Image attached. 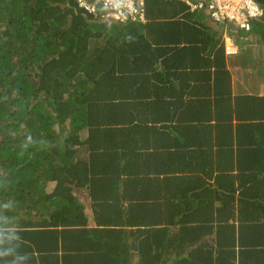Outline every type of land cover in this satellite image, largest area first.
<instances>
[{
    "label": "trees",
    "instance_id": "obj_1",
    "mask_svg": "<svg viewBox=\"0 0 264 264\" xmlns=\"http://www.w3.org/2000/svg\"><path fill=\"white\" fill-rule=\"evenodd\" d=\"M254 1L263 16L252 22L250 33L263 45L264 0ZM146 4V22L119 25L95 19L74 0H0V264L118 263L114 236L103 242L104 232L88 227L74 193L77 188L89 190L80 179L82 165H89L78 153L80 133L123 129L115 112L134 98H146L147 91L140 88L163 76L159 69L169 62L170 52L188 51L193 65V55L201 53L197 40L203 41V28L208 27L203 22L211 19L178 0ZM218 25L227 27L232 37L240 32L232 25ZM218 33L212 31L211 36ZM241 100L240 113L250 106L261 108L255 119H240L238 113L240 123L235 126L240 134L261 136L248 147L250 158L262 167L240 177L251 184L243 190L253 201L264 199V100ZM97 111L102 120L96 118ZM224 111L219 107V116ZM102 153V163L113 160L109 147H102ZM51 180L56 187L48 195ZM102 180L106 185L88 191L91 205L102 213V227H119L121 218L107 212L123 209L131 218L139 214V227L152 225L145 214L150 204H124L107 170L102 169ZM262 234L251 231L248 244L247 236L242 238L257 261L264 252ZM154 238L156 244L162 239L157 233ZM153 257L160 262L161 252Z\"/></svg>",
    "mask_w": 264,
    "mask_h": 264
},
{
    "label": "crops",
    "instance_id": "obj_2",
    "mask_svg": "<svg viewBox=\"0 0 264 264\" xmlns=\"http://www.w3.org/2000/svg\"><path fill=\"white\" fill-rule=\"evenodd\" d=\"M203 23L208 27H201V53L193 55L197 61H188L193 58L188 51L170 52L169 62L159 69L163 76L140 88L147 91L146 98H134L115 112L123 129L80 133L78 153L89 160L80 179L89 190L77 188L74 193L88 227L102 230L103 242L114 236L117 264H264V252L257 261L250 245L242 244L245 235L248 244L249 233L259 229L264 249V199H248L243 188L251 184L240 178L262 167L250 158L248 147L261 136L235 130L240 119L260 114L257 106L242 113L238 106L241 98L264 100V43L243 31L229 36L227 27L211 19ZM212 31L219 33L211 36ZM228 47L237 53L227 54ZM221 106L225 111L219 116ZM238 113L243 117L238 119ZM95 116L102 120V112ZM200 126L204 129L198 130ZM102 147L112 150L113 160L102 163ZM102 169L113 176V188L124 204H150L145 214L152 225L139 227V214L131 218L123 209L107 212L121 218L119 227H102V213L91 205L88 192L106 185ZM55 187L56 182L49 181L47 194ZM156 233L162 237L157 244ZM156 252H161L160 262L153 259Z\"/></svg>",
    "mask_w": 264,
    "mask_h": 264
},
{
    "label": "built area",
    "instance_id": "obj_3",
    "mask_svg": "<svg viewBox=\"0 0 264 264\" xmlns=\"http://www.w3.org/2000/svg\"><path fill=\"white\" fill-rule=\"evenodd\" d=\"M78 6L99 21L129 25L146 22V0H74ZM186 3L191 12L205 11L214 23L232 25L236 30L250 33L252 22L263 16L254 0H178ZM227 54L236 49L226 48Z\"/></svg>",
    "mask_w": 264,
    "mask_h": 264
},
{
    "label": "rangeland",
    "instance_id": "obj_4",
    "mask_svg": "<svg viewBox=\"0 0 264 264\" xmlns=\"http://www.w3.org/2000/svg\"><path fill=\"white\" fill-rule=\"evenodd\" d=\"M244 33V32H243ZM249 34V33H248Z\"/></svg>",
    "mask_w": 264,
    "mask_h": 264
}]
</instances>
